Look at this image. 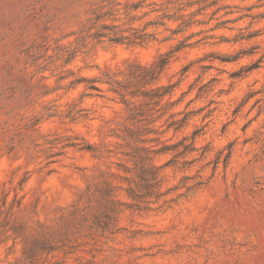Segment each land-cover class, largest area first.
<instances>
[{"label": "rangeland", "instance_id": "obj_1", "mask_svg": "<svg viewBox=\"0 0 264 264\" xmlns=\"http://www.w3.org/2000/svg\"><path fill=\"white\" fill-rule=\"evenodd\" d=\"M0 264H264V0H0Z\"/></svg>", "mask_w": 264, "mask_h": 264}]
</instances>
